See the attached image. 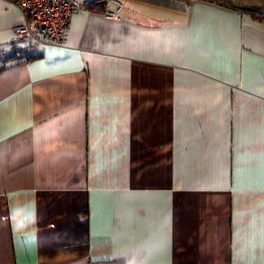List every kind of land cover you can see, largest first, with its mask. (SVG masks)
Here are the masks:
<instances>
[{
	"label": "crops",
	"instance_id": "0c3cea01",
	"mask_svg": "<svg viewBox=\"0 0 264 264\" xmlns=\"http://www.w3.org/2000/svg\"><path fill=\"white\" fill-rule=\"evenodd\" d=\"M79 1L0 72V264H264V0Z\"/></svg>",
	"mask_w": 264,
	"mask_h": 264
},
{
	"label": "built area",
	"instance_id": "2783aa9c",
	"mask_svg": "<svg viewBox=\"0 0 264 264\" xmlns=\"http://www.w3.org/2000/svg\"><path fill=\"white\" fill-rule=\"evenodd\" d=\"M85 6L79 0H18L23 20L15 28V40L33 48L62 45L74 14ZM107 18H114V14H107Z\"/></svg>",
	"mask_w": 264,
	"mask_h": 264
},
{
	"label": "trees",
	"instance_id": "16d2710c",
	"mask_svg": "<svg viewBox=\"0 0 264 264\" xmlns=\"http://www.w3.org/2000/svg\"><path fill=\"white\" fill-rule=\"evenodd\" d=\"M107 0H96V5H104ZM219 2V1H218ZM221 3V2H219ZM30 46L15 47L12 52H0V72L10 67L13 63H24L40 57V54L33 53Z\"/></svg>",
	"mask_w": 264,
	"mask_h": 264
},
{
	"label": "rangeland",
	"instance_id": "374dc122",
	"mask_svg": "<svg viewBox=\"0 0 264 264\" xmlns=\"http://www.w3.org/2000/svg\"><path fill=\"white\" fill-rule=\"evenodd\" d=\"M162 5H183L184 3L179 1V0H154ZM121 5H123V10L124 11H129L127 9H132L134 11V14L137 15V12H139V10H144V11H150V10H154L156 12H162L161 10H163L162 8H158V7H154L153 5H147V4H143L139 1H133V0H121ZM181 3V4H180ZM118 3L117 2H112L111 8L112 7H116V9H118ZM160 14V13H159Z\"/></svg>",
	"mask_w": 264,
	"mask_h": 264
}]
</instances>
